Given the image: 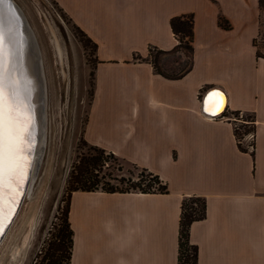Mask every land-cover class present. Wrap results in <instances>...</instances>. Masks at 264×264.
I'll use <instances>...</instances> for the list:
<instances>
[{
  "label": "crops",
  "instance_id": "crops-1",
  "mask_svg": "<svg viewBox=\"0 0 264 264\" xmlns=\"http://www.w3.org/2000/svg\"><path fill=\"white\" fill-rule=\"evenodd\" d=\"M97 44L84 137L159 175L167 193L74 191L70 264H178L181 205L201 195L190 240L199 264H264V30L260 0H54ZM194 14L192 67L158 74L149 47L179 42L171 18ZM231 25L225 29L220 18ZM187 59L179 52V61ZM171 64V63H169ZM221 90L222 115L202 100ZM220 94L214 92L216 106ZM253 115L254 153L241 151L231 114ZM247 146V145H246Z\"/></svg>",
  "mask_w": 264,
  "mask_h": 264
},
{
  "label": "rangeland",
  "instance_id": "rangeland-1",
  "mask_svg": "<svg viewBox=\"0 0 264 264\" xmlns=\"http://www.w3.org/2000/svg\"><path fill=\"white\" fill-rule=\"evenodd\" d=\"M15 2L26 17L40 50L46 96V141L21 208L0 243V264H41L50 242L56 241L66 212L70 172L80 158L96 154L94 146L84 137L93 99L95 79L92 74L96 58L93 44L86 41L54 0ZM263 33L256 42L262 55ZM180 51L186 53L187 59L177 63ZM190 56L185 46L174 53L164 54L156 49L150 52V57L159 59L162 70L170 75L181 72ZM231 117L242 145L251 148L252 131L247 135L243 133L253 127L252 114L237 112ZM96 173L107 187L119 190L129 188L141 177L148 179V173L141 167L108 151L104 152Z\"/></svg>",
  "mask_w": 264,
  "mask_h": 264
},
{
  "label": "bare ground",
  "instance_id": "bare-ground-1",
  "mask_svg": "<svg viewBox=\"0 0 264 264\" xmlns=\"http://www.w3.org/2000/svg\"><path fill=\"white\" fill-rule=\"evenodd\" d=\"M8 21L13 18L8 14ZM11 19V25H12ZM15 23V22H14ZM13 23V25H15ZM25 34L24 47L15 52L14 44L9 41L0 52V88L3 90V178L0 183V228L4 216L8 215L10 196H15L22 181L24 166L34 167L42 155L46 134V96L45 85L39 78L37 54L31 39ZM7 64V65H6ZM9 67V68H7ZM10 69V73H8ZM22 81L23 86H19ZM214 92L220 94L216 106L211 100ZM227 108V99L221 90L208 93L205 102V113L215 116ZM28 123H34L29 134L23 136ZM34 136L37 141L36 150L29 161L26 145ZM6 214V215H5Z\"/></svg>",
  "mask_w": 264,
  "mask_h": 264
},
{
  "label": "trees",
  "instance_id": "trees-1",
  "mask_svg": "<svg viewBox=\"0 0 264 264\" xmlns=\"http://www.w3.org/2000/svg\"><path fill=\"white\" fill-rule=\"evenodd\" d=\"M260 6L264 7V0H260ZM63 10V9H62ZM71 19V18H70ZM224 18H220V25L223 28L229 29L231 25ZM77 30L83 34L87 42L93 44L94 54L97 50V44L92 41V39L77 25L75 24ZM171 28L179 40L178 44L171 50L165 51L158 49L156 47H149V54L147 58L141 56H135L134 60H142L150 62L155 71L167 78H181L184 74L190 71L192 67V54H193V41H194V14L185 13L177 15L171 18ZM264 32V31H263ZM264 34V33H263ZM86 46V44H85ZM186 47L190 50L191 56L189 62L186 64L185 68L174 75H170L162 70L160 67V60L150 57V52L153 49L159 50L164 54L174 53L179 51L181 48ZM258 56L264 57L258 48ZM97 63V59H96ZM95 63V66H96ZM95 66L94 72L92 74L95 79ZM94 94V91H93ZM238 111L234 112L237 113ZM254 118L252 115L253 127L250 130H245L243 135H247L250 131L254 132ZM234 132L238 140V147L241 151L247 152L251 151L254 153V144L252 141L251 148L243 146L240 140V133L237 128L234 127ZM94 146L96 154L88 155L87 157H82L76 163L68 178L66 194H67V208L64 217L61 219V223L58 227L56 234V241L50 242L45 255L42 258L41 264H70L72 258L73 250V229L69 221V214L71 209V197L74 191H103L107 193H126V192H142V193H167L168 186L163 183L159 175L149 171L146 168H142L143 171L147 172L148 179L141 177L135 183H131L129 188L124 190L115 189L112 187H107L104 182L99 178L96 172H99V166L103 162L105 149ZM110 154H113L110 152ZM157 185L155 187L154 185ZM207 213V201L201 195H192L184 198L181 205V216H180V227H179V247H178V264H199L198 260V245L194 244L190 240V230L191 226L195 221L204 220Z\"/></svg>",
  "mask_w": 264,
  "mask_h": 264
},
{
  "label": "water",
  "instance_id": "water-1",
  "mask_svg": "<svg viewBox=\"0 0 264 264\" xmlns=\"http://www.w3.org/2000/svg\"><path fill=\"white\" fill-rule=\"evenodd\" d=\"M13 16L12 22L15 24L11 25V19L8 21V14ZM28 32V37L32 41V45L34 46L35 50L37 51V60L36 64L37 67L39 68V78L41 76V82L44 84V79H43V67H42V60H41V55H40V50L35 38V35L26 19L24 16L23 12L15 2V0H0V36L3 38V44L0 46V52H2V49L4 48L5 44L9 41H11L14 44L15 52H18L21 50L22 47H24V42L26 40L25 34ZM7 65V64H6ZM9 68V67H7ZM8 73H10V69H8ZM19 86H23L22 81H19ZM206 96L202 100L203 104V112H205V102H206ZM225 111V110H224ZM223 111V112H224ZM222 112V113H223ZM219 114V115H222ZM216 116V115H215ZM34 123H28L26 128L24 129L23 136L29 134V129L32 127ZM37 141H35L34 136L32 139L30 138V144L26 145V148L28 150V161L30 159V156L34 151L36 150L37 147ZM30 161L24 166V173L22 176V181L19 182V189L17 191V194L15 196L11 195L9 199V204H10V209L8 212V215L4 216V222L2 223L3 226L0 228V243L4 239L5 235L7 234L9 228L11 227L13 221L15 220L21 205L25 199V196L28 191L29 183L31 181L32 173H33V168L31 166H28Z\"/></svg>",
  "mask_w": 264,
  "mask_h": 264
},
{
  "label": "snow or ice",
  "instance_id": "snow-or-ice-1",
  "mask_svg": "<svg viewBox=\"0 0 264 264\" xmlns=\"http://www.w3.org/2000/svg\"><path fill=\"white\" fill-rule=\"evenodd\" d=\"M3 44V38L0 36V46ZM3 178V90L0 88V183Z\"/></svg>",
  "mask_w": 264,
  "mask_h": 264
},
{
  "label": "built area",
  "instance_id": "built-area-1",
  "mask_svg": "<svg viewBox=\"0 0 264 264\" xmlns=\"http://www.w3.org/2000/svg\"><path fill=\"white\" fill-rule=\"evenodd\" d=\"M252 134V133H251ZM251 147V146H250Z\"/></svg>",
  "mask_w": 264,
  "mask_h": 264
}]
</instances>
